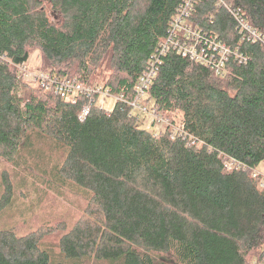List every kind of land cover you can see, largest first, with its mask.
I'll use <instances>...</instances> for the list:
<instances>
[{"label": "trees", "instance_id": "16d2710c", "mask_svg": "<svg viewBox=\"0 0 264 264\" xmlns=\"http://www.w3.org/2000/svg\"><path fill=\"white\" fill-rule=\"evenodd\" d=\"M0 160V216L30 214L0 222V264H264V0H0ZM66 196L86 213L34 224Z\"/></svg>", "mask_w": 264, "mask_h": 264}, {"label": "rangeland", "instance_id": "374dc122", "mask_svg": "<svg viewBox=\"0 0 264 264\" xmlns=\"http://www.w3.org/2000/svg\"><path fill=\"white\" fill-rule=\"evenodd\" d=\"M52 20L54 22L57 21L56 17L55 18L53 17ZM40 60L41 59L38 56L37 50L32 51L29 54V57H28V60L25 64V66L31 75H32V73L36 72L38 69L44 67L40 63ZM96 74H98V75L94 76L93 80L95 82L102 81L103 78H105L107 71H105L104 68H99L96 71ZM31 79H32V76H31ZM31 79L29 78L28 80L30 81ZM111 98L106 97L105 99H103L102 97H100L97 99L96 103L99 106H104L107 109H111L113 104H114V101H113L114 99L112 98L113 99L112 100ZM133 110L135 112H138L139 118H140L139 124L143 128L149 129L150 131H153L155 133L164 129L165 122H163L161 120H155L153 122L154 118L148 116L146 112H143L137 108H134ZM2 169L10 172L12 168L8 163H5L4 161L0 160V170H2ZM254 174L260 175L261 182L264 183V162L260 163L257 166V168L254 170ZM84 206H85V201L80 199V198H75L72 196H66L64 199H58L56 197H48L46 202H45V209H47V210L51 209L50 214H49L50 216L47 215L48 218H46V216L43 217L41 214L37 213L39 211L34 210V212H35L34 214L40 218V219L34 218L33 219L34 224H35V221H38L37 225L43 226L42 229H45L46 225L51 226L50 230L54 229V228H52V226L53 227L59 226V223H61L62 220H58V219L62 218L63 215H66L65 218L74 219V217L78 218L81 215V213H83V214L86 213V209ZM14 209H9V210L6 209L5 210V212L0 216L1 224L6 225V226H12V225L17 224L20 221L17 225V226H20L24 221H27L25 219L28 218L30 216V214H28L27 216H25L23 218V214H19ZM37 229H39V228H37ZM50 237H52V236H50Z\"/></svg>", "mask_w": 264, "mask_h": 264}, {"label": "built area", "instance_id": "2783aa9c", "mask_svg": "<svg viewBox=\"0 0 264 264\" xmlns=\"http://www.w3.org/2000/svg\"><path fill=\"white\" fill-rule=\"evenodd\" d=\"M189 1V0H187ZM221 1V0H220ZM245 28H247L246 25H244ZM184 34H186V31H183ZM250 35H248V39H251L252 42L255 40V37L252 31L249 32ZM215 49H219L220 50V55L221 58L225 56L227 50L225 49L224 46H216ZM182 53L183 55H187L190 56L192 59H197V60H202L203 56V52L198 53L196 50V44H188L187 46L183 47L182 49ZM222 62V59L220 60V64ZM219 64V65H220ZM25 67L23 66L20 69V72L23 74H25ZM152 76V72H146L144 73V75L139 79L137 86H136V90L137 92H139V94L142 93V90L147 86V84L150 82V78ZM38 82L37 84L40 87H43L47 90H53V92L55 94H60L63 97H65L66 99H71L72 101H74V97L78 94V93H83L85 95H87V97H90L92 93H98L101 96H107L108 92L105 91L104 89H102L101 87L97 88V89H92V88H85V86L79 84L76 82V80H57V79H51L48 82H46L48 80V76L46 74H40L39 77L37 78ZM90 111V106L88 104L84 105L81 109V112L79 114V119L83 120L89 113ZM264 183L260 182V187H263Z\"/></svg>", "mask_w": 264, "mask_h": 264}]
</instances>
